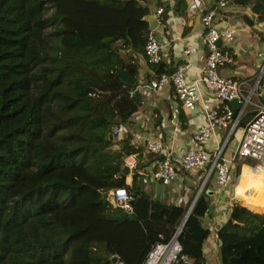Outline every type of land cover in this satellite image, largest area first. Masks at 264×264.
<instances>
[{
    "label": "trees",
    "instance_id": "trees-1",
    "mask_svg": "<svg viewBox=\"0 0 264 264\" xmlns=\"http://www.w3.org/2000/svg\"><path fill=\"white\" fill-rule=\"evenodd\" d=\"M141 1L0 0V264H143L179 228L191 199H152L136 173L127 185L124 158L139 161L140 150L111 134L139 103L135 81L124 84L118 71L136 76L144 54ZM230 4L264 20V0ZM149 65L155 76L172 71ZM234 163L239 174L242 160ZM112 188L128 191L131 213L105 199ZM207 208L201 192L178 235L188 264L204 263ZM217 236L220 264H264L260 213L234 203Z\"/></svg>",
    "mask_w": 264,
    "mask_h": 264
},
{
    "label": "crops",
    "instance_id": "crops-1",
    "mask_svg": "<svg viewBox=\"0 0 264 264\" xmlns=\"http://www.w3.org/2000/svg\"><path fill=\"white\" fill-rule=\"evenodd\" d=\"M141 2L153 16H156L158 7L164 8L165 11L159 16L158 25L153 30L159 38L160 51L164 56L163 62L172 70L183 65L188 81L196 87L202 99L193 109H186L175 96L171 84H165L159 90L143 87L142 85L155 75L144 55H139L137 75L133 76L135 89L137 88L136 95L139 97L137 111L128 122L119 126L123 134L129 135L131 143L140 150L139 161L136 159V154L128 155L135 158L137 168L125 174V183L131 185L136 173L137 186L152 199L169 205L185 204L191 199L189 205L191 206L201 192L205 193L208 208L201 222L209 233L202 244L203 264H220L217 230L226 222L234 203L264 216V191H262L264 180L253 176L255 172L247 160L239 163V174H236L234 160L237 159L236 148L242 135V127H237L229 136V130L218 128L202 143L193 140V133L206 125L207 113L218 104L215 96L198 80L206 58V49L201 40L203 33L201 16L213 8L217 0H183V2L142 0ZM243 15L251 20L252 25L246 24ZM214 22L220 28L236 29L234 40L225 43L233 63L220 68L219 73L222 76L251 80L257 74L261 63L257 52L264 53V20H260L258 15L251 11L249 5L229 4L217 11ZM185 48H190L189 54H184ZM148 139L160 141L159 152L147 149ZM219 147H223L222 155L231 161L232 171L227 183L222 185L217 183L214 173L205 179L206 168L180 169L179 160L185 151L201 149L212 153ZM128 156L124 158V164ZM157 157L169 158L178 170L176 178L167 185L162 184L151 173L155 169ZM250 181H254L256 189L248 190L247 184ZM237 186L254 197V200H248L238 194Z\"/></svg>",
    "mask_w": 264,
    "mask_h": 264
},
{
    "label": "built area",
    "instance_id": "built-area-1",
    "mask_svg": "<svg viewBox=\"0 0 264 264\" xmlns=\"http://www.w3.org/2000/svg\"><path fill=\"white\" fill-rule=\"evenodd\" d=\"M230 4V0H217L213 8L207 10L201 16L203 26L202 44L206 49L205 65L198 80L215 96L218 104L207 113V123L199 131L193 133V140L198 143L204 142L216 129L226 128L228 136L236 129L241 118L248 116V121L242 127V135L236 148V158L239 160H252L250 167L255 173L264 175V53L257 52L261 59L257 74L251 79H237L222 76L220 68L232 64L233 58L226 48L225 43L234 40L236 29L234 27L220 28L214 22V16L219 9ZM164 8L158 7L156 16L163 13ZM221 41V45L218 42ZM190 48L184 49V54H189ZM144 57L148 64H158L164 61L160 51L158 36L153 30L146 35L144 45ZM171 84L174 94L186 109H193L200 102L201 95L196 87L188 81L184 66L179 65L171 72L160 73L150 78L143 87L159 90L163 85ZM136 89H132L130 96L135 95ZM236 100L238 108L232 109L231 101ZM111 134L117 139L124 136L121 127L112 126ZM146 147L152 152H159L161 143L156 139H148ZM223 147L207 153L201 149H189L185 151L179 160L182 170L193 168H206L205 179L211 173L215 174L216 182L225 184L230 178L232 171L231 161L222 155ZM125 165L129 172L136 167V160L128 156ZM153 177L167 185L174 180L178 170L169 158L158 159L155 169L151 172ZM105 199L113 207H119L131 213L132 197L125 188H112L104 191ZM180 226L167 241L155 242L148 251L143 264H188V257L182 252L178 241Z\"/></svg>",
    "mask_w": 264,
    "mask_h": 264
},
{
    "label": "water",
    "instance_id": "water-1",
    "mask_svg": "<svg viewBox=\"0 0 264 264\" xmlns=\"http://www.w3.org/2000/svg\"><path fill=\"white\" fill-rule=\"evenodd\" d=\"M173 5V4H172ZM171 5V6H172ZM171 6H167L168 8H170ZM144 20L147 21L148 23V29L149 30H154L157 25H158V17L157 16H153V15H150L148 13V10L145 11V16L143 17ZM243 20L246 22V24H249V25H252V22L251 20L246 16V15H243L242 16ZM218 45H221V41L218 42ZM118 75H119V78L120 80L124 83V84H131L135 81V79L133 78V76L127 71V70H123V69H120L118 71ZM231 106H232V109L236 112L237 108H238V104L236 102V100H232L231 101ZM112 137V135L110 136V138ZM128 167L124 164L123 167L121 168V173L122 174H127L128 173ZM133 203V200H131V204ZM193 204H191V206H189L181 224H180V230H181V227L183 226L184 222L186 221L190 211H191V207H192ZM115 261V259H113Z\"/></svg>",
    "mask_w": 264,
    "mask_h": 264
},
{
    "label": "rangeland",
    "instance_id": "rangeland-1",
    "mask_svg": "<svg viewBox=\"0 0 264 264\" xmlns=\"http://www.w3.org/2000/svg\"><path fill=\"white\" fill-rule=\"evenodd\" d=\"M247 161H248V162H252V160H249V159H248ZM247 161H246V162H247ZM256 174H257V178H256V179L264 180V175H263V174H261V173H259V174L256 173ZM259 175H261L262 177H260Z\"/></svg>",
    "mask_w": 264,
    "mask_h": 264
},
{
    "label": "bare ground",
    "instance_id": "bare-ground-1",
    "mask_svg": "<svg viewBox=\"0 0 264 264\" xmlns=\"http://www.w3.org/2000/svg\"><path fill=\"white\" fill-rule=\"evenodd\" d=\"M260 177H262L261 175H259Z\"/></svg>",
    "mask_w": 264,
    "mask_h": 264
}]
</instances>
